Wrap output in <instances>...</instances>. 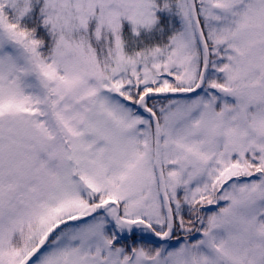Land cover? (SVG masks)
<instances>
[{"label": "snow or ice", "instance_id": "obj_1", "mask_svg": "<svg viewBox=\"0 0 264 264\" xmlns=\"http://www.w3.org/2000/svg\"><path fill=\"white\" fill-rule=\"evenodd\" d=\"M0 264H264V0H0Z\"/></svg>", "mask_w": 264, "mask_h": 264}]
</instances>
